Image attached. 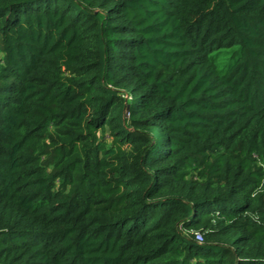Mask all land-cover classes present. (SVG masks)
<instances>
[{"label": "trees", "instance_id": "16d2710c", "mask_svg": "<svg viewBox=\"0 0 264 264\" xmlns=\"http://www.w3.org/2000/svg\"><path fill=\"white\" fill-rule=\"evenodd\" d=\"M0 264H264V0H0Z\"/></svg>", "mask_w": 264, "mask_h": 264}, {"label": "built area", "instance_id": "2783aa9c", "mask_svg": "<svg viewBox=\"0 0 264 264\" xmlns=\"http://www.w3.org/2000/svg\"><path fill=\"white\" fill-rule=\"evenodd\" d=\"M197 239H198V240H201L202 237H201L200 235H197Z\"/></svg>", "mask_w": 264, "mask_h": 264}]
</instances>
